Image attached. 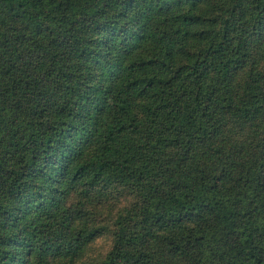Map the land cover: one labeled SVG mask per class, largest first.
<instances>
[{
	"label": "trees",
	"instance_id": "trees-1",
	"mask_svg": "<svg viewBox=\"0 0 264 264\" xmlns=\"http://www.w3.org/2000/svg\"><path fill=\"white\" fill-rule=\"evenodd\" d=\"M106 181L102 264H264V0H0V264L77 254Z\"/></svg>",
	"mask_w": 264,
	"mask_h": 264
},
{
	"label": "rangeland",
	"instance_id": "rangeland-1",
	"mask_svg": "<svg viewBox=\"0 0 264 264\" xmlns=\"http://www.w3.org/2000/svg\"><path fill=\"white\" fill-rule=\"evenodd\" d=\"M68 190L63 206L71 213L74 228L93 235L77 254L50 253L47 264H102L113 243L115 219L137 202L136 191L130 185L109 181L78 183Z\"/></svg>",
	"mask_w": 264,
	"mask_h": 264
}]
</instances>
